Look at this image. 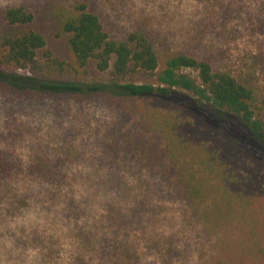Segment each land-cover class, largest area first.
I'll list each match as a JSON object with an SVG mask.
<instances>
[{
  "label": "rangeland",
  "instance_id": "obj_1",
  "mask_svg": "<svg viewBox=\"0 0 264 264\" xmlns=\"http://www.w3.org/2000/svg\"><path fill=\"white\" fill-rule=\"evenodd\" d=\"M81 1L100 16L113 38L124 39L133 30L145 31L162 65L169 56L181 52L205 58L215 68L247 79L264 99V31L259 25L264 19L262 0H0V34L9 29L1 15L5 8L23 4L35 14L34 21L25 26L42 32L55 53L68 58L66 38L57 33L61 31L62 13L73 10ZM187 71L196 74L192 69ZM11 74L33 80L27 70ZM86 82L103 83L107 89L0 90V158L31 170L9 177L10 183L22 181L28 188L23 200L18 198L12 207L24 208L30 198L45 211L64 205L58 215L75 222L81 245L74 264L109 263L102 254L101 239L116 236L136 238L139 264H215L220 248L210 240L211 234L200 233L191 222L187 224L171 191L154 196L158 213L151 221L148 239L140 237L142 231L139 238L135 231L128 235L127 230H118L109 220L106 212L110 201L117 200L118 189L129 188L131 198H136L142 185L139 178L147 177L149 160L145 155L160 151L164 144L148 130V124L119 103L108 72L99 71L94 62L90 63ZM152 101L186 106L202 127L190 129L191 136L200 132L225 144L232 142L264 162L262 144L241 119L213 115L186 92L167 99L153 97ZM80 189L87 195L77 202ZM6 200L4 196L0 203ZM153 237H161L160 250L151 242ZM168 237L177 248L171 257L165 253ZM32 242L42 246L55 243L40 235H34Z\"/></svg>",
  "mask_w": 264,
  "mask_h": 264
},
{
  "label": "trees",
  "instance_id": "obj_2",
  "mask_svg": "<svg viewBox=\"0 0 264 264\" xmlns=\"http://www.w3.org/2000/svg\"><path fill=\"white\" fill-rule=\"evenodd\" d=\"M261 3L264 9V0ZM62 14L57 35L66 38L68 58L55 53L42 32L25 26L35 18L25 5L5 8L1 15L9 29L0 34V90L107 89L103 83L86 82L94 62L99 71L108 72L119 103L148 124V130L164 144L160 151L145 155L149 160L147 177L139 178L142 185L136 198H131L129 188L118 189L117 200L110 201L106 212L109 220L128 235L135 231L138 237L142 231L140 237L148 239L151 221L158 213L154 196L171 191L187 224L211 234L210 240L220 248L215 264H264V162L232 142L225 144L200 132L191 136L190 129L202 127L186 106L152 101L153 97L167 99L186 92L213 115L241 119L264 149V99L256 87L229 70L215 68L208 59L188 53H175L162 65L145 31L133 30L124 39L113 38L84 1ZM259 25L264 31V19ZM23 70L30 71L33 80L11 74ZM9 162L0 158V198L7 196L15 206L18 198L9 177L31 170ZM136 162L140 164L141 159ZM160 238L151 240L158 250ZM101 240L102 254L110 262L85 264H139L136 238ZM166 241L165 253L171 257L177 248L172 237Z\"/></svg>",
  "mask_w": 264,
  "mask_h": 264
},
{
  "label": "clouds",
  "instance_id": "obj_3",
  "mask_svg": "<svg viewBox=\"0 0 264 264\" xmlns=\"http://www.w3.org/2000/svg\"><path fill=\"white\" fill-rule=\"evenodd\" d=\"M10 187L17 198H23L28 191L22 181L11 182ZM31 187L38 190L37 185ZM86 195L80 189L75 199L79 202ZM63 209L61 204L52 211H45L35 198L28 199L26 206L19 210L8 200L0 203V264H74L81 245L75 222L58 215ZM80 224L82 226L84 221ZM34 235L55 243L51 246L33 243Z\"/></svg>",
  "mask_w": 264,
  "mask_h": 264
}]
</instances>
